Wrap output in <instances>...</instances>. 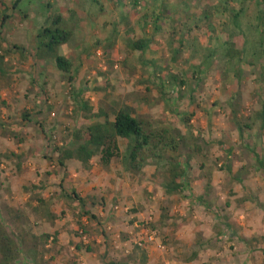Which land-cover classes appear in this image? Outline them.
<instances>
[{"label":"rangeland","instance_id":"1","mask_svg":"<svg viewBox=\"0 0 264 264\" xmlns=\"http://www.w3.org/2000/svg\"><path fill=\"white\" fill-rule=\"evenodd\" d=\"M51 1L0 0V33L6 32L1 26L5 17H9L6 26L13 24L15 31L35 25L34 13L24 15L27 6L46 4L39 10L51 13L55 9ZM131 2L122 0L127 16L152 24L155 2L140 0L146 6L143 12ZM55 3L61 11L74 6L84 10L80 0ZM161 8L171 25L153 35L155 50L144 56L153 61L152 69L160 66L158 73L165 82H171L162 91L157 87L131 94L121 83L110 92L113 80L121 82L120 73L133 80L139 71L146 72L124 60L137 54L130 49L128 57L119 54L110 62L106 47L98 45L91 55L95 67L89 60L85 71L64 76L52 60L37 62L34 48L28 45V54L2 55L8 61L0 75V224L20 244L22 256L15 264H95V260L97 264H191L186 260L194 252L198 256L193 264H264V167L258 172L255 157L264 159V127L254 122L264 104V3L162 0ZM10 9H16L14 14ZM237 12L239 18H233ZM209 27L210 33H202ZM12 41L4 39L6 44ZM220 42L238 52L235 59L213 55ZM205 48L211 52L209 61ZM73 49L70 58L76 53ZM43 70L47 74L40 76ZM138 98L146 102L152 98L154 106L136 110L131 105ZM81 100L88 101L95 113L103 110L111 121L116 110L129 105L153 128L179 131L183 145L170 158L179 160L182 168L187 165L188 189L179 196L166 195L155 164L148 161L141 172L126 173L131 182L139 180L140 188L131 185L136 198L123 203L113 192L105 194L111 200L107 220L94 215L97 220L91 221L81 206L72 205L75 200H59L58 175L64 168L58 165L56 148L72 146V132L89 124L78 110ZM33 101H38V108ZM210 110L214 113L206 124ZM26 114L29 122L23 118ZM187 114H193L188 123L191 132L184 123ZM92 162L103 167L99 158ZM113 162L111 174L116 166L125 168L121 159ZM45 184L53 187L47 191ZM105 199L99 202L103 212ZM199 200L207 204L202 206ZM144 232L155 233L156 241L140 248L136 242ZM70 237L76 242L66 245ZM94 237H100V243ZM89 253L97 254L96 259L81 261L82 255L93 259Z\"/></svg>","mask_w":264,"mask_h":264},{"label":"crops","instance_id":"2","mask_svg":"<svg viewBox=\"0 0 264 264\" xmlns=\"http://www.w3.org/2000/svg\"><path fill=\"white\" fill-rule=\"evenodd\" d=\"M55 1L56 0L51 1V3H53L55 7V9L51 11V13H49V11L42 12L39 10L41 6L43 5L46 6V4L35 5L33 7H30L29 5L27 6L29 7V10H27V12H24V15L31 12L35 14L34 17L36 18L35 25H32L28 29H23L24 28L23 26H19V30L15 31L13 29V27H15L13 24H9L8 26H6L9 17H6V19L5 18L2 19L1 26L3 28L6 27L5 28L6 32H4L3 34L0 33V47L4 51V52L1 51L2 53H0V56H2L3 54L7 56H10L11 54L15 55L19 51L16 50L14 47H19L21 49H24L25 52H22V54H28V52L25 49V47L28 45L31 48H34L32 52L34 53V58L36 59L37 62L44 61V60L46 61L52 60L56 67L55 57L51 56L49 58H43L40 52L39 54H36L35 52V51H38V35L46 27H49V24H48L49 18L53 17V14L55 13L56 16L58 15L62 16L61 28L62 30L68 32L71 36L68 43L59 49V54L60 56L69 60L70 62H72L73 60L76 63V64L74 63L73 65V70L85 71L83 70V68H85V64L89 60L92 61V64L95 67L96 60H95V57L91 58V55L97 50L98 45H103L106 47V50H107L106 58L108 61L113 62L119 59L118 58L119 54H121V58H123L124 53H126L125 57H128L129 49L132 53L134 51L133 49L134 44L148 39L149 41H151V44L148 46V49L146 52L135 51L134 53H137V54H135L133 57L129 59L128 58L124 59L126 61L133 62V66L136 70H138L137 69L138 67L142 66L144 67V70L146 72L143 73L139 71L137 74H135L134 76L135 79L133 80H131L129 76L126 75L125 73H120L121 82H119L118 80L114 78L115 80L113 81L115 84L113 83L110 84V87H111L110 92L116 91V89L119 87L121 83L124 84V86L129 90V93L131 94L144 93L146 91L149 92L150 91L149 89H155L157 87L160 91H162L163 88H165L167 85H170L171 82L169 81L165 82L162 75L158 73L160 66H158L157 69H152L154 65L153 61L151 60V58L144 56L147 54V52L150 53L154 51L155 50L154 46L157 45V43L154 42L155 38L152 37L154 35V33L152 32L154 31L156 27L154 22L148 25L147 23L140 22L139 20H132L133 17L131 16L132 17L131 18L130 16H127V14L121 8L123 4L122 0H80L84 4L83 11L77 9L75 6L65 11H61L60 8L56 6ZM153 2H155L153 11L157 10L156 12H161L162 0H153ZM131 3H132V7L141 9L142 12L146 8V6L143 7V5L140 3V0H133V2ZM7 10L8 9H6V11ZM14 10L16 9H10L9 11L10 14H12ZM39 19H41V23L38 22ZM5 38H10L15 41H12V44H6L4 42ZM87 46H89V48H87ZM70 48H74L73 49L74 52L76 51V53L73 54V58L69 57ZM170 51L172 53L175 52L173 50H170ZM174 60L175 59L171 57V61L174 62ZM6 61H8L7 58H5L4 61L1 63V69H0L1 76L4 75L6 72L5 70ZM143 62H148L149 64L144 65ZM139 63L140 65H138ZM46 72H47L46 70H43L40 73V76H44V74H47ZM57 72L60 73L58 70ZM108 74L105 73L106 76H108ZM7 75L11 76L13 74H8L7 72ZM100 88L102 91L107 92L105 90L106 88H104L102 85L100 86ZM171 88L173 89V91L175 90L177 91L176 87L173 86ZM153 92H156V91H153ZM38 99L39 98L37 97L36 100ZM34 102L35 101H33V103ZM143 105L145 107L147 106L153 107L154 103L152 101V98H150L149 102L144 101L143 98H138L137 100H134L131 106L135 107V109L136 108L138 109V108L144 107ZM33 106L35 108L36 107L38 108V101L34 103ZM263 106L264 104H262L261 110ZM125 107H129V105ZM212 113H214V111L210 110L206 112V115L208 116L206 124H209L210 118H212L213 116ZM138 116H141V115L139 114ZM257 116H258V113H257ZM258 140L259 139H257L256 142H259ZM255 157H256V162L258 164V167L260 169L258 170V172H261L262 171L261 165L264 162V159L256 155ZM92 161L90 163L89 168L83 167V165L77 162L76 160L66 162L63 172H60L58 175L59 176V182H58V188H57L58 197H59V200H70L71 202H73L75 198L73 196V193H75L79 196V198H81V200H83V203L85 205V212L90 211L91 214L95 215L97 218L101 216L104 218V220H107L109 216V211L111 209V200H106L105 198L107 196H105V194L113 192L116 197L118 196L120 198H123V203H126L127 201L131 200V197L133 199L136 198V195H134L135 190L134 188L133 189L131 188V185L132 187L137 186L140 188V186H138L139 180L137 178V181L131 182L129 177L126 178V175H127L126 173L129 172L128 171L129 169L128 170L125 169L127 167H125L124 169L123 168L121 169L119 166H116L114 174H111L109 170L112 169V165L114 162L111 164L110 167L104 168L98 165L92 166L93 165ZM50 183L54 184L53 182H50ZM113 184H115L116 187H114ZM51 187L53 186H50V184L49 185L45 184V188L47 191H49ZM141 193L143 195L142 191ZM103 198L105 199V205L107 208L105 209L104 212H103L102 207H100V203H99V202L103 203L102 200H100ZM139 199H140L139 196H137V200ZM199 201L201 202L200 205L202 206H205L207 204L204 200H199ZM199 201L197 203H199ZM131 203H133V200L131 201ZM77 204L79 205V203L75 200L72 205L76 208ZM141 204L143 205V201L141 202ZM66 216L69 217L68 215ZM85 220L86 219H83V221ZM89 222L91 223V221ZM90 227L92 228V225H90ZM69 229L70 230L72 229L71 226H69ZM64 235L66 236V234ZM64 235L62 236L65 238ZM99 238L100 237L95 238L97 243H100ZM71 241L76 242V238L70 237L68 242H66V240H64L63 242L64 243L66 242V245H67V243L69 244V242ZM104 246L105 244L102 245L103 249H104ZM142 250L146 251L147 249L145 250L142 249ZM102 253L103 251L101 252V254ZM89 254H92L93 259L91 258V256L83 257L86 255L81 254L82 255L80 258L81 261L90 262L96 259L97 254H94V253H89ZM196 254L197 252L192 253L191 258H193L194 255ZM77 255H80V254L77 253ZM191 258H188L186 261L191 262V264H193L195 261L194 259H191ZM76 261L77 259L74 260L75 263ZM95 264H97L96 260H95ZM181 264H186V263L182 262Z\"/></svg>","mask_w":264,"mask_h":264},{"label":"trees","instance_id":"3","mask_svg":"<svg viewBox=\"0 0 264 264\" xmlns=\"http://www.w3.org/2000/svg\"><path fill=\"white\" fill-rule=\"evenodd\" d=\"M248 1L250 0H243V3L246 4ZM254 1L257 4L264 3V0ZM156 11H153L150 15L151 20L156 25L154 35L161 32L162 26L171 25V23L165 22L171 21L170 16L167 17L162 10L161 12ZM235 15L233 18H239L240 12ZM262 20H264V17ZM48 24L49 27H46L38 35V51L40 52L41 49H44L43 52H40L43 58L55 57L57 70L63 75H70L73 65L69 60L60 56L58 51L68 43L71 36L61 28L62 16L50 17ZM210 29L211 27L202 31V33H210ZM152 37L154 38V36ZM150 44L151 41L148 39L137 42L133 45V52H146ZM228 45L227 42H220L213 55H222L229 60L235 59L234 57L237 56L238 52L234 51L233 47H228ZM14 48L21 53L25 52L24 49L19 47ZM205 50L207 51L206 48ZM1 51L3 50L0 47V53H2ZM208 53L210 55L206 54L205 58L209 61L211 52ZM3 61L4 57L0 56V63ZM70 82H72V79ZM184 83L180 85H184ZM77 107L89 124L72 132L74 140L72 146L68 147L65 145L62 148H56L60 167L64 168L66 162L76 160L83 167L89 168L91 161L98 157L105 168L110 167L113 161L121 159L124 167H127L125 169H129V172L139 173L148 161H153L156 166V174L162 178L163 191L166 195L179 196L184 190L188 189L187 177L189 171L187 165L185 164L184 168H182L179 160L170 158V154L178 153L180 146L183 145L179 131L166 128L155 129L149 123L136 117L133 111L127 107L116 110L112 121L103 110H98L95 113L94 108L88 101L81 100L78 102ZM192 117L193 114H188L184 121L190 132L192 131V126H189L188 123ZM255 117H257L255 118L257 120L254 122L260 121L264 127V106L259 115ZM23 118L29 122L28 114L24 115ZM241 133H243V130ZM122 146L125 151L122 150ZM263 167L264 162L261 165V168ZM73 196L75 197L74 200L81 205V210L84 211L83 200L75 193H73ZM82 213L85 216H89L91 221L97 220L94 215L88 212ZM87 251L90 252L91 250L88 249ZM0 256V264H15L22 256L20 244L11 236V233L8 232V229L3 224H0ZM196 256L197 254L192 259L195 260Z\"/></svg>","mask_w":264,"mask_h":264},{"label":"built area","instance_id":"4","mask_svg":"<svg viewBox=\"0 0 264 264\" xmlns=\"http://www.w3.org/2000/svg\"><path fill=\"white\" fill-rule=\"evenodd\" d=\"M143 235V238H138V241L136 242V245L140 248H143L147 245H152L156 241V234L153 232H144Z\"/></svg>","mask_w":264,"mask_h":264}]
</instances>
